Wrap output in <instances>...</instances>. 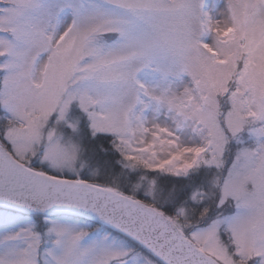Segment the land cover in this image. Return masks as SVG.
<instances>
[{"label": "snow or ice", "instance_id": "snow-or-ice-1", "mask_svg": "<svg viewBox=\"0 0 264 264\" xmlns=\"http://www.w3.org/2000/svg\"><path fill=\"white\" fill-rule=\"evenodd\" d=\"M0 264H264V0H0Z\"/></svg>", "mask_w": 264, "mask_h": 264}]
</instances>
